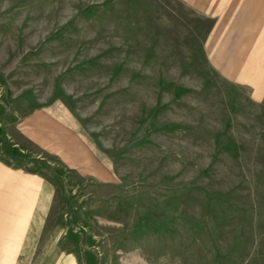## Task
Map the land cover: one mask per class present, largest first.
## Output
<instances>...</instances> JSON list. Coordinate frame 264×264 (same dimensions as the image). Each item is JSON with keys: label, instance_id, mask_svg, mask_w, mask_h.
Listing matches in <instances>:
<instances>
[{"label": "rangeland", "instance_id": "1", "mask_svg": "<svg viewBox=\"0 0 264 264\" xmlns=\"http://www.w3.org/2000/svg\"><path fill=\"white\" fill-rule=\"evenodd\" d=\"M244 16L192 0H0V95L59 98L110 158L108 181L56 173L62 257L264 264V52Z\"/></svg>", "mask_w": 264, "mask_h": 264}, {"label": "crops", "instance_id": "2", "mask_svg": "<svg viewBox=\"0 0 264 264\" xmlns=\"http://www.w3.org/2000/svg\"><path fill=\"white\" fill-rule=\"evenodd\" d=\"M192 2L205 13H229L230 21L245 15L246 35L260 31L254 45L264 52V0ZM10 95H0V264H84L79 246L62 257L60 219L51 221L55 177L63 165L108 181L109 155L59 98L41 101L26 89Z\"/></svg>", "mask_w": 264, "mask_h": 264}]
</instances>
